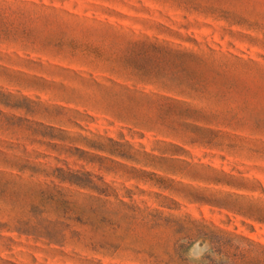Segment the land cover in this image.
<instances>
[{
    "label": "rangeland",
    "instance_id": "374dc122",
    "mask_svg": "<svg viewBox=\"0 0 264 264\" xmlns=\"http://www.w3.org/2000/svg\"><path fill=\"white\" fill-rule=\"evenodd\" d=\"M0 264H264V0H0Z\"/></svg>",
    "mask_w": 264,
    "mask_h": 264
}]
</instances>
